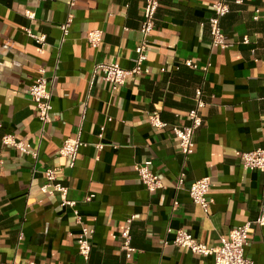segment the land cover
<instances>
[{
  "label": "crops",
  "instance_id": "1",
  "mask_svg": "<svg viewBox=\"0 0 264 264\" xmlns=\"http://www.w3.org/2000/svg\"><path fill=\"white\" fill-rule=\"evenodd\" d=\"M146 1L0 0V264H215L176 246V231L217 247L230 230L261 214L264 173L244 169L243 154L264 149V0H225L226 49L211 46L209 20L220 0H161L147 37L150 74L114 89L101 71L93 76L95 68L135 65ZM69 13L73 21L63 38ZM27 29L45 36L44 46ZM93 30L103 33L98 48L87 40ZM41 69L52 95L47 125L29 95ZM198 87L206 106L186 158L172 129L190 125ZM154 112L164 129L151 126ZM5 136L30 143L38 159L4 145ZM76 137L85 145L72 167L59 150ZM148 160L163 190L150 192L139 179L135 168ZM49 168L58 170L75 206L41 191ZM182 172L185 184L176 189ZM203 177L211 180L208 213L188 193ZM128 226L131 258L121 250ZM83 229L90 231L88 259L78 248ZM248 242L246 257L264 264V226Z\"/></svg>",
  "mask_w": 264,
  "mask_h": 264
},
{
  "label": "built area",
  "instance_id": "2",
  "mask_svg": "<svg viewBox=\"0 0 264 264\" xmlns=\"http://www.w3.org/2000/svg\"><path fill=\"white\" fill-rule=\"evenodd\" d=\"M238 3H242L238 0ZM161 0H147L143 9L144 20L142 22L140 32L143 36V40L136 48L137 57L135 59V65L131 69H124L118 63H101L97 65L94 71L95 76L98 71L102 72L103 80L106 83L113 85L114 89L125 84L128 77H136L142 75H149L150 69L145 66L148 60L147 51V37L154 31L156 24V14L160 7ZM74 5V1L71 2V7ZM214 16L209 20V26L211 29L212 41L211 46L213 48L226 49L228 47L227 38L221 28V19L230 13V7L225 0H220L212 5ZM32 13L27 12L28 18H33ZM73 21V15L69 13L65 23L61 25V31L63 32V38L69 34V27ZM27 34L41 46L45 44V36L34 35L29 29L26 30ZM102 31L93 30L87 33V40L94 48H98L102 42ZM245 44L249 43L248 38H244ZM191 69H197L198 66L192 61H186L185 63ZM211 67V63L208 62L203 71L208 72ZM29 95L33 102L36 104L38 111V118L43 125H47L51 122L52 95L48 89V79L45 75V70H40V76L36 83L29 89ZM264 99V97H263ZM206 102L204 101V89L198 87L195 91V107L188 113L190 119V125L188 126H174L173 134L179 140L180 148L183 155L189 158L194 153L195 142L194 135L197 129L202 125L201 111L205 108ZM150 124L156 129H164L167 124L160 119L158 112H154L150 117ZM105 128L102 127L100 137H103ZM3 143L6 146H11L22 154L31 156L34 160L39 157V151L34 150L30 143L22 140L14 139L11 136H5ZM85 144L81 141L80 137L67 138L59 150L60 156L70 160L73 167L76 163L79 150ZM104 145L98 144L99 150L103 149ZM152 161L148 160L144 163L136 166V172L139 179L150 192H156L163 190L164 185L151 169ZM243 167L246 170L261 171L264 173V149H257L243 154ZM46 183L41 187V191L47 193L50 196L59 193L62 197V206H75V202L67 198L68 188L58 181V170L56 168H49L45 171ZM185 184V173L182 172L179 179L176 182V189H180ZM211 180L209 177H203L196 180L189 188L188 193L192 201L199 205L205 213H208L212 200L208 199V193L210 191ZM94 195L87 197L86 202H91ZM179 202L175 201L173 210L177 209ZM133 218L128 220L131 224ZM256 226H264V205L262 212L255 221L248 222L242 226L233 228L230 230L227 237L221 239V245L217 247H209L206 244L198 242L189 232L180 229L176 231L174 244L185 251L201 255L203 257H213L215 264H253L245 255V249L248 246L249 235L254 231ZM170 231V230H169ZM88 229H83L78 237L79 253L85 259L89 258L91 251V244L88 239ZM122 245L121 250L126 253L128 258L132 257L135 252L131 246V234L130 227L122 231Z\"/></svg>",
  "mask_w": 264,
  "mask_h": 264
}]
</instances>
